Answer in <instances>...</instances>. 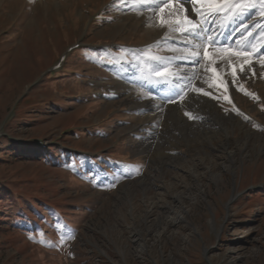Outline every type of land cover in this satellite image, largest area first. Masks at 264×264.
<instances>
[{"label": "rangeland", "instance_id": "obj_1", "mask_svg": "<svg viewBox=\"0 0 264 264\" xmlns=\"http://www.w3.org/2000/svg\"><path fill=\"white\" fill-rule=\"evenodd\" d=\"M176 31L125 0H0V264H264V63L211 91L235 123L184 135L128 89Z\"/></svg>", "mask_w": 264, "mask_h": 264}, {"label": "bare ground", "instance_id": "obj_2", "mask_svg": "<svg viewBox=\"0 0 264 264\" xmlns=\"http://www.w3.org/2000/svg\"><path fill=\"white\" fill-rule=\"evenodd\" d=\"M130 9L135 10V8H138V10L141 11V14H145L150 22H152L158 29H160V34L163 35L164 32H167L168 30H172L176 26V21L179 19H183L185 15L191 16L192 19L199 22L201 17H199L197 14H193L191 12L192 5L190 4H184L182 7L179 5L177 0H164L163 3L160 2V0H150V2L145 3L144 0H125ZM143 6V7H141ZM196 8H202L200 4L194 5ZM207 5L203 6V9H207ZM163 9V11H161ZM185 9H188L189 11L185 12ZM223 15V14H222ZM254 15V14H253ZM252 17V15H251ZM251 17L248 19L241 18L243 20L244 24L247 25H259V21H253L251 20ZM161 20L165 21L164 25H161ZM225 25L228 24V21H223ZM171 26V27H170ZM240 27V22L237 21L236 24L231 25V27L227 28V31H224L222 35L224 37H229L230 40H236L239 41V44L236 43H225L220 45H228L229 49L227 51H219L216 49L218 45H211L207 44V50L211 53H216L212 57V60L214 61L213 64H209L208 58H203V52L204 48L200 49L201 53V59L198 64L196 65H188L185 64L183 61H172V67L167 68V65L165 62L163 65H166V67H161L160 63H158V70L154 71L151 63L145 60H142L139 64V68L137 73L135 74L134 82H130L128 84V89H136L137 91L144 92V95L147 99L146 102L142 104L143 109L151 110L150 113H153L152 116H157L159 120H163L166 123H169V121L175 120L178 125H180L181 128L184 130V135H187L194 131L196 129L197 131L199 129H202L203 133L208 134L209 131H207L208 127L207 124H204V121L208 118H213L215 121L218 122L220 126L228 125L229 123H235V117L234 114H228L223 111V106L218 103L217 99H213V97L209 95H204L203 92H200L196 94L195 89L199 88V80L200 76H202L206 69H209V66L212 67H218V69L221 68V66H228L225 67V75L226 78L223 80H226L228 82V97L229 98H235L236 97V90L232 86V75H231V67L229 65H235L239 66L243 63V61L233 56L231 59H222L223 56L227 55L228 51L231 52H241L246 51L248 55L255 60L254 66L257 68V71L261 70V63H264V48L261 49L262 55L254 56L252 54V50L249 49H243L241 45H243L246 41V37L249 35L250 32H252V29H249V32H246L243 36L240 35L239 32H233L234 28ZM213 33H209V35H212ZM170 43L167 44L168 50L172 51L173 48H184L188 47L189 51H196L195 48H192L190 46H186L184 44L179 43L180 41L189 40L191 37L181 34L180 31H177L172 33L170 36ZM261 40L260 43L258 41ZM199 41L193 40V43H198ZM253 43L256 45L257 48H260V45L264 43V36L260 35ZM172 54L174 56L181 55V53L172 51ZM146 57H149V55H146ZM145 64H144V63ZM147 64V65H146ZM170 65V64H169ZM208 65V66H205ZM210 70V69H209ZM158 71H170L173 73H177L178 75L185 76V77H191V80H180L177 81V83L182 85V91L181 95L183 96V99H180V102L175 103H168L165 100V97L168 94V90L171 87L170 84H162L155 81L154 78L149 79L150 76H152L153 73ZM217 76L219 78H222L221 71L218 70L217 74L213 76V81L217 79ZM133 80V79H132ZM212 87H210L209 84L205 85V89L208 91L205 92H214V83H212ZM122 88V84H116L111 85L110 89L114 93H119V89ZM177 98V97H176ZM175 98V99H176ZM185 113H189L190 115H185ZM188 116V117H187ZM188 119H193V121L196 122V120H200V124L195 122L187 121ZM211 120V119H210ZM210 123V122H209ZM204 124V125H203ZM225 127V126H224ZM225 129V128H224ZM227 130V129H226ZM195 132V131H194ZM201 133V132H200ZM199 134V133H198ZM211 135V134H210ZM209 136V135H208ZM205 137V136H204ZM209 138V137H208ZM211 139V138H210ZM246 144V143H245Z\"/></svg>", "mask_w": 264, "mask_h": 264}, {"label": "snow or ice", "instance_id": "obj_3", "mask_svg": "<svg viewBox=\"0 0 264 264\" xmlns=\"http://www.w3.org/2000/svg\"><path fill=\"white\" fill-rule=\"evenodd\" d=\"M145 3L150 2V0H144ZM161 3L164 0H160ZM171 2V0H169ZM179 5L182 7L184 4H190L191 12L197 14L201 19L199 22L192 19L191 16L185 15L183 19L176 21V26L172 30H179L182 34H185L191 39L182 40L179 43L186 46L195 48L196 51H189L188 47L184 48H173L172 51L181 53L178 56L165 57V56H153L150 57L152 61L160 63V66L163 67L164 62H169L173 60L183 61L188 65H196L199 63L201 57L200 49L204 48L203 58H208L209 64H213L214 61L212 57L216 53H211L207 50V44L211 45H220L225 43H236L239 44V41L230 40L229 37H224L222 33L227 31L228 27L236 24L237 21L240 22V27L234 28L233 32H239L243 36L246 32H249V29H252V32L246 37V41L241 47L243 49H251L254 56L262 55L261 49L264 48V43L260 45V48H257L253 43L261 34H264V26L257 27L256 25H247L243 23L242 17L248 19L251 15L260 12L262 18H264V0H177ZM200 4L202 8H196L194 5ZM207 5V9H203V6ZM163 11V9H161ZM189 11L185 9V12ZM223 14V15H222ZM228 21V24L225 25L223 21ZM165 21L161 20V25L163 26ZM171 27V26H170ZM209 33H213L209 35ZM193 40L199 41L198 43H193ZM236 56L240 58L243 63L238 67L235 65H229L231 67L232 86L237 87L238 80L241 76L247 78L249 71L252 72V75H255L254 64L255 60L252 59L246 51L241 52H231L228 51L226 56H223L222 59H231V57ZM211 72L216 75L218 69L216 67L211 68ZM154 78L156 82L162 84H170L171 87L168 90V94L165 97L166 102L175 103L176 97L183 99L181 95L182 85L177 83L180 80H191V77H185L173 73L170 71H158L152 74L149 79ZM214 87L217 89H222L223 92L228 91V82L226 80L220 79L217 76L215 80ZM238 90H242L238 88ZM197 93L203 92L202 88H196ZM252 95L251 93H245ZM204 95H211V92H204ZM217 97H213L216 99ZM222 99L229 100L227 95H223ZM229 102H231L229 100ZM227 111V109H225ZM237 114H240L237 110ZM185 115H190L185 113Z\"/></svg>", "mask_w": 264, "mask_h": 264}]
</instances>
